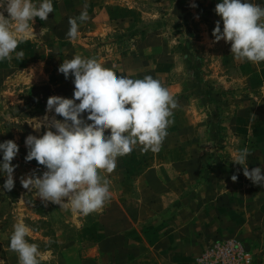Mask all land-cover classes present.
<instances>
[{"label": "rangeland", "instance_id": "1", "mask_svg": "<svg viewBox=\"0 0 264 264\" xmlns=\"http://www.w3.org/2000/svg\"><path fill=\"white\" fill-rule=\"evenodd\" d=\"M221 2L52 0L48 20L35 18L32 34L16 49L23 57L13 52L11 61H0V143L13 140L19 147L11 192L0 172V264H19L9 243L21 221L31 229L26 240L38 245L39 264H195L214 240L239 238L258 246L264 187L247 179L233 159L247 147L249 170L260 167L264 174V62L237 61L230 42H214L217 21L223 30L215 12ZM241 2L264 7V0ZM85 5L89 20L78 21L79 35L69 39V18ZM9 27L14 32L15 22ZM76 55L97 60L118 77L151 75L177 103L159 152L142 153L137 145L117 157L114 172L100 170L110 198L88 216L70 204L45 206L35 189L20 182L47 170L25 161V139L49 130L33 127L45 116L63 121L54 110L46 112L47 99L73 98L74 77L65 79L58 68Z\"/></svg>", "mask_w": 264, "mask_h": 264}, {"label": "clouds", "instance_id": "2", "mask_svg": "<svg viewBox=\"0 0 264 264\" xmlns=\"http://www.w3.org/2000/svg\"><path fill=\"white\" fill-rule=\"evenodd\" d=\"M190 6L196 7L194 3ZM0 9V61L12 60L11 54L19 43L32 34L35 18L47 21L54 11L52 0H42L39 5L32 0H0ZM4 12L9 14L8 18ZM215 12L222 19L223 30L217 21L212 33L214 42H230L231 54L237 61L264 62V7L241 0H222L216 4ZM88 20L85 5L78 17L69 18L67 37L77 38L80 24ZM10 21L15 22L14 32L9 27ZM23 55L22 51L16 52L18 59ZM58 72L65 79L74 77L73 98L47 99L46 112L54 110L64 119L45 116L43 121L33 124L37 130L42 126L49 130L40 138L26 137L25 161L34 159L47 170L42 176L33 171L20 182L28 191L35 189L45 206L48 202L60 207L70 204L74 211L88 216L102 211L110 198L109 181L99 174L100 170L114 172L117 157L130 154L137 145L142 146V153L159 152L168 135L167 128L173 123L169 118L177 103L169 90L151 75L143 79L118 77L92 58L76 55L64 60ZM84 113H88L87 121L91 123L83 118ZM0 151L3 152L0 172L7 177L3 188L11 192L15 171L11 162L19 147L13 140H7L0 143ZM249 155L247 147L240 149L233 163L243 166V175L254 185L264 187L261 168H248ZM231 180L236 182L238 174H233ZM65 197L67 203L62 199ZM13 227L9 247L18 253L19 264H39L38 245L26 240L31 229L22 221Z\"/></svg>", "mask_w": 264, "mask_h": 264}, {"label": "built area", "instance_id": "3", "mask_svg": "<svg viewBox=\"0 0 264 264\" xmlns=\"http://www.w3.org/2000/svg\"><path fill=\"white\" fill-rule=\"evenodd\" d=\"M256 247L239 238L210 242L198 255L195 264H264V234Z\"/></svg>", "mask_w": 264, "mask_h": 264}, {"label": "crops", "instance_id": "4", "mask_svg": "<svg viewBox=\"0 0 264 264\" xmlns=\"http://www.w3.org/2000/svg\"><path fill=\"white\" fill-rule=\"evenodd\" d=\"M152 247V246H151ZM154 248V247H153ZM156 248V247H155ZM151 250H153L152 248H151Z\"/></svg>", "mask_w": 264, "mask_h": 264}, {"label": "trees", "instance_id": "5", "mask_svg": "<svg viewBox=\"0 0 264 264\" xmlns=\"http://www.w3.org/2000/svg\"><path fill=\"white\" fill-rule=\"evenodd\" d=\"M32 1H36V0H32Z\"/></svg>", "mask_w": 264, "mask_h": 264}]
</instances>
